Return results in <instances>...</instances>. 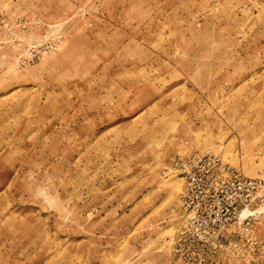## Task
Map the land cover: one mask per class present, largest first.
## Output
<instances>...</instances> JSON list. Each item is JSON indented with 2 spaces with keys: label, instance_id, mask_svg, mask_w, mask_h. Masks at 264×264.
Returning a JSON list of instances; mask_svg holds the SVG:
<instances>
[{
  "label": "rangeland",
  "instance_id": "374dc122",
  "mask_svg": "<svg viewBox=\"0 0 264 264\" xmlns=\"http://www.w3.org/2000/svg\"><path fill=\"white\" fill-rule=\"evenodd\" d=\"M0 15V264H264V204L217 245L183 240L169 170L210 151L264 178V0Z\"/></svg>",
  "mask_w": 264,
  "mask_h": 264
},
{
  "label": "built area",
  "instance_id": "2783aa9c",
  "mask_svg": "<svg viewBox=\"0 0 264 264\" xmlns=\"http://www.w3.org/2000/svg\"><path fill=\"white\" fill-rule=\"evenodd\" d=\"M6 26L0 15V36ZM169 170L184 183L176 206L182 219L178 238L183 240L217 245L232 224L250 225L254 206L264 204V178L244 175L215 152L178 154Z\"/></svg>",
  "mask_w": 264,
  "mask_h": 264
},
{
  "label": "crops",
  "instance_id": "0c3cea01",
  "mask_svg": "<svg viewBox=\"0 0 264 264\" xmlns=\"http://www.w3.org/2000/svg\"><path fill=\"white\" fill-rule=\"evenodd\" d=\"M48 257H46V259H47ZM60 263H62V261H60ZM55 264H58L57 262L55 263Z\"/></svg>",
  "mask_w": 264,
  "mask_h": 264
}]
</instances>
